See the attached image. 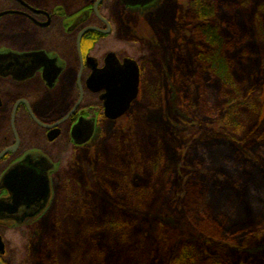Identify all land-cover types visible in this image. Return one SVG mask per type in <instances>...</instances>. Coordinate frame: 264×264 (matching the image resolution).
Wrapping results in <instances>:
<instances>
[{"label":"rangeland","instance_id":"obj_1","mask_svg":"<svg viewBox=\"0 0 264 264\" xmlns=\"http://www.w3.org/2000/svg\"><path fill=\"white\" fill-rule=\"evenodd\" d=\"M190 3L152 0L135 8L144 26L135 31L124 23L132 14L115 9L119 40L105 41L143 63L141 95L123 118H103L89 146L66 154L54 196L33 223L27 264H174L186 242L199 264H213L214 258L264 264V188L252 181L264 184V40L257 37L254 17L264 0H250L232 28L262 58L237 65L247 68L236 69L239 79H252L243 96L251 86L259 91L256 111L243 113L239 130L223 124V96L195 82ZM223 16L232 18L227 9ZM218 131L225 137L215 140ZM216 143L239 160V172L232 159H211L203 149ZM197 151L204 164L196 169ZM210 203L214 212L203 216ZM231 225L242 229L228 233ZM5 235L9 240L14 234ZM23 237L17 241L28 256Z\"/></svg>","mask_w":264,"mask_h":264},{"label":"flooded vegetation","instance_id":"obj_2","mask_svg":"<svg viewBox=\"0 0 264 264\" xmlns=\"http://www.w3.org/2000/svg\"><path fill=\"white\" fill-rule=\"evenodd\" d=\"M142 6L126 5L122 0H0V57L44 54L40 69L26 78L19 71L15 72L19 77L9 74L3 69L6 63L0 62V180L17 163L38 169L43 163L53 164L49 176L54 196L56 173L66 154L89 146L102 119L110 120L105 116L106 91L98 83V72L106 67L111 53L120 65L133 60L139 67L138 97L124 116L132 110L141 95L145 67L133 54L107 46L105 39L119 40L117 7L132 14V20L124 21L129 30H142L143 17L134 10ZM80 123L93 127L94 133L82 145L73 137ZM8 198V192L0 189V200ZM44 213L21 221L0 219L4 246L0 264H16L4 231L33 225Z\"/></svg>","mask_w":264,"mask_h":264},{"label":"trees","instance_id":"obj_3","mask_svg":"<svg viewBox=\"0 0 264 264\" xmlns=\"http://www.w3.org/2000/svg\"><path fill=\"white\" fill-rule=\"evenodd\" d=\"M248 5H250V0H240L239 2H231L230 0H191L190 9L187 15L191 34L189 49L191 55L194 56L198 62V71L195 77V82L205 90L211 89L214 91L215 89L217 96L218 94L223 96V124L229 130L241 129L243 126L241 122L243 119V113L246 111L252 115L257 109V103L256 100H254V94L259 92L257 88L251 86L247 95L243 96L242 94L244 85H251L252 79H250V81H242L243 78L239 79L236 74V69L239 68L237 65H242L243 62L254 63L252 60L257 56L258 59H262L260 57L259 48L257 46H244L245 35L240 30L235 31L239 25V11L246 6L249 8ZM259 6L258 11H260V13L257 12L254 16L256 33L259 40H264V3H260ZM224 9H227V12L232 14L231 19L223 16ZM234 27L236 29H232ZM260 64L262 66L263 62ZM239 69L243 70L247 68L243 67ZM223 132L224 131H218L215 140L225 137ZM214 147L217 150H213ZM203 149L208 151L211 159L218 157L219 159L228 162L229 159H232L233 163L238 167V169L236 168V172H239L240 167H242L239 160L229 157V150L224 149V146L221 143H216L213 146L208 145ZM200 150L202 151V148H200L199 151ZM203 164L204 159L197 151L192 159V166L195 165L194 167L197 169ZM60 166L61 163L59 164V167ZM194 180L196 179L194 178ZM252 181L264 188L262 181ZM197 185H199V183H196V186ZM254 187L257 188L259 186ZM261 201L264 203L263 200ZM203 211V216L206 213L212 214L214 212L213 204H207ZM217 219L219 218L216 217L215 220ZM203 221H207V219L203 217ZM240 229H242V227L231 225L227 226L226 231L228 233H237ZM33 230L34 226L30 225L24 226L22 229H6L4 231L3 234L7 247L9 251L12 252V255L14 256L12 258L16 264L28 263V257L32 254L30 248L32 247L30 235L34 232ZM7 232H9L10 235L14 234L15 236H10V239L8 240L5 235ZM19 232H21L22 235H18L16 239V234H19ZM24 235H27L26 243L29 246L28 256L21 252L22 248L17 241L21 237L24 239ZM174 264H199L198 256L190 244L186 242V244L181 247L177 253ZM213 264L224 263L221 258H214Z\"/></svg>","mask_w":264,"mask_h":264},{"label":"water","instance_id":"obj_4","mask_svg":"<svg viewBox=\"0 0 264 264\" xmlns=\"http://www.w3.org/2000/svg\"><path fill=\"white\" fill-rule=\"evenodd\" d=\"M122 1L126 5H145L152 2V0ZM43 58V53H9L2 55L0 62L6 63L3 69L9 74L19 77L21 72L24 74L23 78H26L40 69ZM1 68L0 66V70ZM16 71L19 72L15 73ZM98 83L106 91L104 95L106 118L118 120L129 111L138 97L139 67L133 60H126L123 65H120L116 55L111 53L107 58L106 67L98 72ZM93 134V127H82L81 123L73 131L76 143L81 145L88 143ZM52 168H54L53 164L46 163H43L40 169L29 163H17L11 166L0 180V189L6 190L9 194L8 199L0 200V219L21 221L26 217L34 218L43 212L52 198L49 176ZM0 252H4L1 241Z\"/></svg>","mask_w":264,"mask_h":264}]
</instances>
